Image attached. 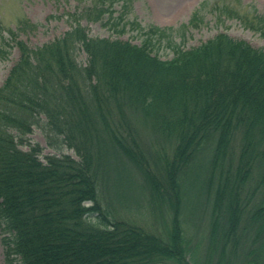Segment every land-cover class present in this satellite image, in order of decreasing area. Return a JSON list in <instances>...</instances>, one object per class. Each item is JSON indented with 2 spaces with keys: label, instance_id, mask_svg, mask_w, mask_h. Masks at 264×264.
<instances>
[{
  "label": "trees",
  "instance_id": "obj_1",
  "mask_svg": "<svg viewBox=\"0 0 264 264\" xmlns=\"http://www.w3.org/2000/svg\"><path fill=\"white\" fill-rule=\"evenodd\" d=\"M78 1L40 46L0 22V58L20 52L0 85L5 264H264V48L226 31L183 48L136 20L119 31L139 44L91 36L81 20L119 0ZM36 126L75 156L43 155Z\"/></svg>",
  "mask_w": 264,
  "mask_h": 264
},
{
  "label": "rangeland",
  "instance_id": "obj_2",
  "mask_svg": "<svg viewBox=\"0 0 264 264\" xmlns=\"http://www.w3.org/2000/svg\"><path fill=\"white\" fill-rule=\"evenodd\" d=\"M125 2L127 5L125 9L124 0H119L112 7V13L106 12L99 20L84 17L81 22L91 36L119 38L138 44L143 37L139 28L127 25L124 32L119 31L125 22L136 20L145 28L151 24L171 26L173 28L171 43H179L183 48L198 45L219 31H226L235 38L245 39L254 47L264 48V35L260 30L250 26L251 23L258 24L259 20L264 24V0H125ZM91 3L78 0H0V22L5 27L15 29L24 22L28 23L24 30L19 31L18 37L29 46L36 47L55 39L70 28L67 12L77 7L84 8V5ZM153 52L162 58L173 56V50L167 40L158 42ZM77 55L80 62H85L84 51H77ZM19 56V49L12 47L7 58H0V85ZM30 138L33 143L42 146L43 155L64 152L75 156L74 150L63 146L58 138L52 139L50 144L43 126H36ZM153 220L155 221L154 218ZM153 220L145 215L140 218V221L149 226H154ZM202 226L204 227L203 221L198 223L197 228L192 226L190 229L194 237L193 242L197 241L203 230ZM1 237L0 233V264H5Z\"/></svg>",
  "mask_w": 264,
  "mask_h": 264
}]
</instances>
